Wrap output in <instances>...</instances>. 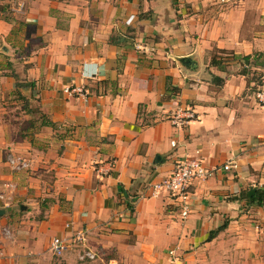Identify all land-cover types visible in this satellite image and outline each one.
I'll use <instances>...</instances> for the list:
<instances>
[{"label":"crops","instance_id":"1","mask_svg":"<svg viewBox=\"0 0 264 264\" xmlns=\"http://www.w3.org/2000/svg\"><path fill=\"white\" fill-rule=\"evenodd\" d=\"M261 89L264 0H0V264H264ZM196 154L181 218L153 185Z\"/></svg>","mask_w":264,"mask_h":264},{"label":"built area","instance_id":"2","mask_svg":"<svg viewBox=\"0 0 264 264\" xmlns=\"http://www.w3.org/2000/svg\"><path fill=\"white\" fill-rule=\"evenodd\" d=\"M65 90L69 93H77L82 96L86 94L81 86H75L73 88L67 87ZM255 95L258 102L264 106V89L258 90ZM193 115L189 109H177L170 116L169 120L174 126H183L193 118ZM9 163L13 168H23L26 166V161H17L13 158H9ZM228 167L229 165H224V168ZM214 169L212 167L206 168L198 154L176 160L170 175L153 185V194H157L159 191L168 193L172 198L180 202V217L186 218L190 213L188 200L190 197L189 188L192 181L195 179H205ZM84 239V231H79L74 237V243H83ZM66 246V241L60 237H54L50 243V248L55 253H60ZM95 258V253L87 248L81 249L78 252V259L81 261L94 260Z\"/></svg>","mask_w":264,"mask_h":264},{"label":"trees","instance_id":"3","mask_svg":"<svg viewBox=\"0 0 264 264\" xmlns=\"http://www.w3.org/2000/svg\"><path fill=\"white\" fill-rule=\"evenodd\" d=\"M220 53H225L224 50H220L219 51ZM255 55V54H254ZM227 56V55H226ZM251 58V55H245L242 57L243 60H246V59H249ZM210 63L212 65H216L218 66L219 68H222L223 66L221 65L222 64V58L219 56V54H212V57H211V60H210ZM13 71V70H12ZM13 76H15V74L11 73ZM219 79V78H217ZM220 81H222L221 79H219ZM170 89V88H169ZM171 90L173 92H175L177 90V88L175 87H171ZM44 125H51L53 127H55L54 124H52L51 122H44L43 123ZM259 195L255 194L253 195L250 199L253 200V201H256V203L258 205H263L264 204V192H259L258 193Z\"/></svg>","mask_w":264,"mask_h":264},{"label":"rangeland","instance_id":"4","mask_svg":"<svg viewBox=\"0 0 264 264\" xmlns=\"http://www.w3.org/2000/svg\"><path fill=\"white\" fill-rule=\"evenodd\" d=\"M212 54H219V56L221 58H226V59L229 58V56H226V54H227L226 52L225 53H220V52L214 50ZM256 55H257V53H255L254 56H256ZM254 56L252 57L253 60H254ZM247 70L251 73L249 76L253 77V79L259 80L261 72H262L261 70H257L256 69V70L253 71V67L250 68V66L247 68ZM252 73H253V75H252ZM20 161H22V160H20ZM17 166H19V165H17Z\"/></svg>","mask_w":264,"mask_h":264},{"label":"water","instance_id":"5","mask_svg":"<svg viewBox=\"0 0 264 264\" xmlns=\"http://www.w3.org/2000/svg\"><path fill=\"white\" fill-rule=\"evenodd\" d=\"M254 192V188H252L250 191H249V194L251 195V193Z\"/></svg>","mask_w":264,"mask_h":264}]
</instances>
